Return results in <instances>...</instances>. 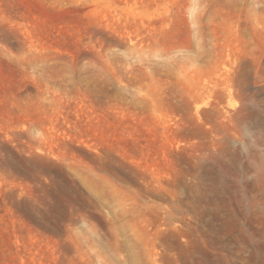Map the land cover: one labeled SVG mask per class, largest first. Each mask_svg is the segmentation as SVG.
I'll use <instances>...</instances> for the list:
<instances>
[{"label":"rangeland","instance_id":"374dc122","mask_svg":"<svg viewBox=\"0 0 264 264\" xmlns=\"http://www.w3.org/2000/svg\"><path fill=\"white\" fill-rule=\"evenodd\" d=\"M0 264H264V0H0Z\"/></svg>","mask_w":264,"mask_h":264}]
</instances>
